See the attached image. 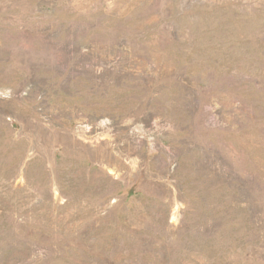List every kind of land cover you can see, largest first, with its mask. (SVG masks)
I'll return each mask as SVG.
<instances>
[{
	"label": "rangeland",
	"instance_id": "1",
	"mask_svg": "<svg viewBox=\"0 0 264 264\" xmlns=\"http://www.w3.org/2000/svg\"><path fill=\"white\" fill-rule=\"evenodd\" d=\"M0 264H264V0H0Z\"/></svg>",
	"mask_w": 264,
	"mask_h": 264
}]
</instances>
